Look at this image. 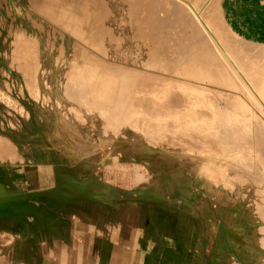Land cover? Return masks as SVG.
Listing matches in <instances>:
<instances>
[{"label":"bare ground","instance_id":"obj_1","mask_svg":"<svg viewBox=\"0 0 264 264\" xmlns=\"http://www.w3.org/2000/svg\"><path fill=\"white\" fill-rule=\"evenodd\" d=\"M213 1L10 0L0 264H264V65Z\"/></svg>","mask_w":264,"mask_h":264},{"label":"crops","instance_id":"obj_2","mask_svg":"<svg viewBox=\"0 0 264 264\" xmlns=\"http://www.w3.org/2000/svg\"><path fill=\"white\" fill-rule=\"evenodd\" d=\"M213 6L216 8L213 7L215 11L220 9L216 14L219 16V12H221L219 18L222 16L223 20L220 18L222 20L220 21L226 26V29H229L232 35L236 36L241 43H245L244 45L247 47L252 44L249 48H251L252 51L254 50L253 48H255V51L252 53L257 52L258 55L262 56L261 66H263L264 0H214ZM261 74V76H264V71L263 73L261 71ZM90 241L91 240H89V242ZM15 245V240L11 239L10 243L6 246ZM23 250L24 247L22 246V253Z\"/></svg>","mask_w":264,"mask_h":264},{"label":"rangeland","instance_id":"obj_3","mask_svg":"<svg viewBox=\"0 0 264 264\" xmlns=\"http://www.w3.org/2000/svg\"><path fill=\"white\" fill-rule=\"evenodd\" d=\"M7 1V2H6ZM6 2V3H5ZM4 5V6H3ZM6 5V6H5ZM0 20H1V18H2V20L0 21V49L2 48V50H0V63H2V64H4V69H5V71H6V69H7V71L6 72H8V70H9V68H10V65H11V60L9 59V57H8V55H6L5 53H4V48L3 47H6L7 46V44L9 43H11V42H14L15 40H17L18 39V36L20 35V34H18L19 32H24V7L23 8H21V9H17V13H16V15H12L11 13H10V10H11V8L12 9H15V8H17V5H16V2H10V0H0ZM9 7V8H8ZM2 9H3V11H2ZM21 10H23V11H21ZM9 11V12H8ZM4 12H6V13H4ZM19 12V13H18ZM22 12H23V17H22ZM7 13H8V15H7ZM11 15V16H10ZM19 15V16H18ZM21 15V16H20ZM8 16V17H7ZM15 16V17H14ZM4 17V18H3ZM6 17V18H5ZM10 17V18H9ZM14 17V18H13ZM19 17V18H18ZM9 18V19H8ZM7 21H6V20ZM16 19V20H15ZM45 18H44V16H42V15H36V18L34 17L33 18V20H34V27H33V29H35L34 31H36V32H33L34 34H38L39 36H44L45 38H47V40L44 42V43H42V44H39L38 46H39V50H38V52H39V58H40V61H42V63H43V65L45 64V63H49V62H51V59L52 58H54V57H56L57 55L56 54H58V51H57V49H58V45L55 43V41H54V39H55V35L58 33L57 32V28H55L54 26H51V25H48L47 23H46V19L44 20ZM13 20H15V21H13ZM20 21V22H18V21ZM23 21V22H22ZM36 21H38L37 23H36ZM39 21H41V22H39ZM1 22H3V23H1ZM12 22V23H11ZM17 22V23H16ZM15 23V24H14ZM19 23H20V25H19ZM22 23V24H21ZM43 25H41V24ZM45 24V25H44ZM2 25V26H1ZM7 25H8V27H7ZM14 25H16V26H14ZM21 25H23V27L21 26ZM37 25V26H36ZM38 25H40V26H38ZM20 26V27H19ZM35 26H36V28H35ZM6 27V28H5ZM47 27V28H46ZM21 28V29H20ZM82 29V31H80V32H82L81 34H82V36H81V38L79 39V41H78V43H76V46L77 47H75L76 49H79L78 47H82V45H84V42H86V41H88V31H89V27H85V25H84V23H82L81 25H80V27H79V29ZM11 29V30H10ZM17 31H16V30ZM20 29V30H19ZM80 29V30H81ZM10 31H11V33L13 34L12 36H11V33H10ZM14 31H15V33H14ZM87 31V32H86ZM46 33V34H45ZM132 33H135V32H133L132 31ZM7 34H8V38H7ZM17 36H15V35ZM85 34V35H84ZM3 35V36H2ZM41 36V37H42ZM1 37H3V38H1ZM13 38V39H12ZM49 41H50V43H49ZM47 44V45H46ZM2 45V46H1ZM43 47L45 48V50H43ZM49 47H50V49H49ZM50 56V57H49ZM6 67V68H5ZM45 66H43L42 68H41V71H42V69L44 68ZM240 86V85H239ZM243 89V88H242ZM244 90V89H243ZM243 90H241V89H238V87H237V89H236V93H239V97H241V98H243V92L245 91H243ZM240 91H242V93H240ZM234 92V93H235ZM238 95V94H237ZM245 98H247V97H244L243 99H245ZM248 100V99H247ZM253 108H254V106H252ZM255 108H257V106L255 107ZM114 185V184H113ZM117 185H120V184H117Z\"/></svg>","mask_w":264,"mask_h":264}]
</instances>
